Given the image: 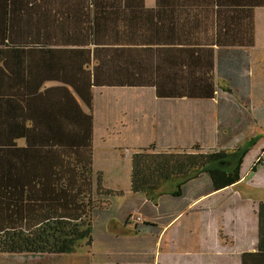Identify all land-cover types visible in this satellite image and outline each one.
<instances>
[{"label": "crops", "instance_id": "0c3cea01", "mask_svg": "<svg viewBox=\"0 0 264 264\" xmlns=\"http://www.w3.org/2000/svg\"><path fill=\"white\" fill-rule=\"evenodd\" d=\"M67 93L65 104L85 113L91 103L95 125L114 123L92 139L110 143L92 146V171L114 175L116 187L127 178L124 195L138 148L123 143L161 141L160 111L167 123L174 104L184 142L231 152L251 141L241 179L213 193L196 179L145 216L103 219L138 234L104 230L74 256L0 255V264H264V0H0V94L34 117ZM111 99L120 112L99 117L95 103L108 110Z\"/></svg>", "mask_w": 264, "mask_h": 264}, {"label": "trees", "instance_id": "16d2710c", "mask_svg": "<svg viewBox=\"0 0 264 264\" xmlns=\"http://www.w3.org/2000/svg\"><path fill=\"white\" fill-rule=\"evenodd\" d=\"M67 95V99L55 103L43 102L33 117L22 112L18 102L12 108L10 96L0 94V255L74 256L78 249L93 244L104 230L120 236L139 233L137 226L122 230L116 220L108 223L104 217L95 216L106 211L104 205L124 196L122 191L104 188L100 173L93 187L92 146L110 143L92 139H97V132H109L114 123L95 125L91 103L85 105L90 113H85L74 101L65 104L70 98ZM111 101L108 110L95 103V113L113 120L120 109ZM155 103L157 114L160 106ZM21 107L24 109V104ZM172 107L174 112L167 123L160 111L156 133L161 141L123 143L138 148L131 157L128 196L149 208L164 196L174 201L182 198V189L196 179L207 183L208 193L237 183L244 157L252 146L249 141L227 152L212 151L209 143L184 142L178 131L177 104ZM28 121L30 126L26 125ZM147 127L143 126L145 130ZM20 139L24 143L17 141ZM166 182H174L176 190L165 193L162 186ZM258 221L259 251L264 252L263 204L259 205ZM138 226L146 229L148 223Z\"/></svg>", "mask_w": 264, "mask_h": 264}, {"label": "rangeland", "instance_id": "374dc122", "mask_svg": "<svg viewBox=\"0 0 264 264\" xmlns=\"http://www.w3.org/2000/svg\"><path fill=\"white\" fill-rule=\"evenodd\" d=\"M100 149H98L99 151ZM115 154H117V156L119 158H121L122 156L124 157V155L126 154H120V152H116ZM94 174L92 176V178L94 179L93 180V187L95 188V183H96V180H97V173H100L101 174V184H105L106 187L111 188H115V190H120V191H127V190H124L126 187H127V178L124 179L122 182H118L116 181L117 183V187L116 186H113L114 185V178L112 174L110 173H106V172H103L101 170H98V168H95L94 169ZM126 177V176H125ZM163 187V190L165 193H171L172 191L176 190V185L174 182H166L164 184ZM113 188H111L113 190ZM128 193V192H127ZM93 198L96 199V195L94 193L93 195ZM132 202H134L132 199L129 198L128 195H124L122 198H118V199H115L109 203H107V205H104V207H106V211H103L105 210V208L101 211H103V214H96L95 216H98L99 219H101L102 217H105V216H117V217H120V216H123V215H126L129 214V217L130 215L132 216L133 215H136L134 213H139V214H143L144 212L148 213L149 212V208H146L145 209V205H141L138 207V212L136 210L132 211L130 210V208H128L129 204H132ZM142 203V201H141ZM144 204V202H143ZM100 211V212H101ZM144 215V214H143ZM142 215V217H144ZM62 256H66L67 255H61L60 257ZM7 259H11V258H7ZM4 264V263H3Z\"/></svg>", "mask_w": 264, "mask_h": 264}]
</instances>
